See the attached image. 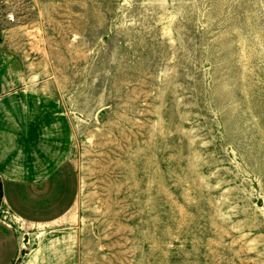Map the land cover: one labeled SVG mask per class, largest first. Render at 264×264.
Here are the masks:
<instances>
[{"label":"rangeland","instance_id":"obj_1","mask_svg":"<svg viewBox=\"0 0 264 264\" xmlns=\"http://www.w3.org/2000/svg\"><path fill=\"white\" fill-rule=\"evenodd\" d=\"M2 54L70 141L13 264H264V0H0Z\"/></svg>","mask_w":264,"mask_h":264},{"label":"crops","instance_id":"obj_2","mask_svg":"<svg viewBox=\"0 0 264 264\" xmlns=\"http://www.w3.org/2000/svg\"><path fill=\"white\" fill-rule=\"evenodd\" d=\"M24 83L19 62L0 55V246L10 242L17 250L9 264L20 249L6 220L28 225L51 221L35 211L60 207L53 201L57 197L49 195L65 179L70 152L66 121L56 109H31Z\"/></svg>","mask_w":264,"mask_h":264},{"label":"trees","instance_id":"obj_3","mask_svg":"<svg viewBox=\"0 0 264 264\" xmlns=\"http://www.w3.org/2000/svg\"><path fill=\"white\" fill-rule=\"evenodd\" d=\"M1 200H2V185L0 183V202H1Z\"/></svg>","mask_w":264,"mask_h":264},{"label":"built area","instance_id":"obj_4","mask_svg":"<svg viewBox=\"0 0 264 264\" xmlns=\"http://www.w3.org/2000/svg\"><path fill=\"white\" fill-rule=\"evenodd\" d=\"M10 18L13 20V16H10Z\"/></svg>","mask_w":264,"mask_h":264}]
</instances>
